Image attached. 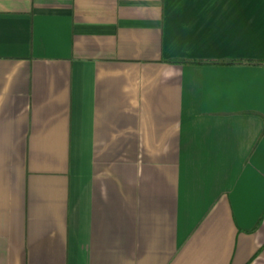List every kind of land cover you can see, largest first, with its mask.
I'll return each mask as SVG.
<instances>
[{"label": "crops", "instance_id": "crops-1", "mask_svg": "<svg viewBox=\"0 0 264 264\" xmlns=\"http://www.w3.org/2000/svg\"><path fill=\"white\" fill-rule=\"evenodd\" d=\"M0 264H264V0H0Z\"/></svg>", "mask_w": 264, "mask_h": 264}]
</instances>
